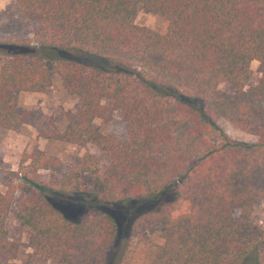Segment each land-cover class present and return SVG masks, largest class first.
I'll use <instances>...</instances> for the list:
<instances>
[{"label": "trees", "instance_id": "trees-1", "mask_svg": "<svg viewBox=\"0 0 264 264\" xmlns=\"http://www.w3.org/2000/svg\"><path fill=\"white\" fill-rule=\"evenodd\" d=\"M14 2L39 26L32 38L0 41V128L19 131L17 95L44 94L58 75L82 108L56 138L94 144L109 166L87 153L61 174L35 148L20 184L0 193V264L19 254L12 214L34 254L58 264H106L120 237L150 242V229L152 264H264V229L251 221L264 201V0ZM139 10L162 18L161 30L136 25ZM253 61L261 79L246 89ZM118 110L125 140L96 124ZM220 118L257 141L231 139ZM17 190L34 194L13 211ZM111 264H129L128 254Z\"/></svg>", "mask_w": 264, "mask_h": 264}, {"label": "rangeland", "instance_id": "rangeland-1", "mask_svg": "<svg viewBox=\"0 0 264 264\" xmlns=\"http://www.w3.org/2000/svg\"><path fill=\"white\" fill-rule=\"evenodd\" d=\"M163 20L159 16L139 10L135 17V24L148 27L154 31L161 30ZM38 22L32 16L23 14L14 0H0V41H16L32 38L38 29ZM82 61L89 65H95L94 59L83 57ZM2 63V61L0 62ZM252 78L246 89L255 87L260 79L259 63L253 61L251 64ZM220 89L231 94L233 87L223 84ZM82 108L79 98L69 95L58 75L53 77L52 87L44 94L20 93L17 95V112L26 117L22 128L17 131H7L0 128V193H7L12 187L20 184L23 166L30 165L28 158L35 148L43 151L47 156H52L60 161L61 174H73L79 167L84 156L89 153L104 170L109 166V160L94 144L84 141L82 144H74L65 139L56 138L57 133H63L67 126L76 119ZM230 114V120L233 115ZM228 118H220L219 125L223 131L233 140L243 143H255L257 137L252 133L243 132L235 128ZM96 124L105 134L113 135L121 140L127 138V125L123 121L121 111H116L109 122L97 120ZM40 175L46 181L50 179L51 172L41 170ZM86 183L91 184L89 175L83 176ZM34 193L27 190H17L14 193L12 210L19 208L20 202L27 196ZM66 202V198H62ZM67 203V202H66ZM71 212L76 215L78 212L70 207ZM251 221L264 229V201L255 209ZM7 232L9 241L19 247V254L13 263L21 264L28 256L43 264H58L56 261L43 260L34 254L30 245V230L18 223L14 215H10L7 221ZM149 240L131 239L121 237L111 247L108 253L106 264H111L124 254H128L129 264H152L156 249L154 242L155 234L152 230L148 232ZM12 263V262H11Z\"/></svg>", "mask_w": 264, "mask_h": 264}]
</instances>
